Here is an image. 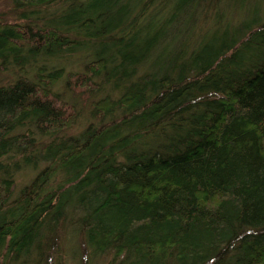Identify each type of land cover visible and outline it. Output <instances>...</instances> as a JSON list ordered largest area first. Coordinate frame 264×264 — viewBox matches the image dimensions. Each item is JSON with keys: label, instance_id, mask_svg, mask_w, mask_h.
I'll use <instances>...</instances> for the list:
<instances>
[{"label": "trees", "instance_id": "1", "mask_svg": "<svg viewBox=\"0 0 264 264\" xmlns=\"http://www.w3.org/2000/svg\"><path fill=\"white\" fill-rule=\"evenodd\" d=\"M4 1L0 264H264V0Z\"/></svg>", "mask_w": 264, "mask_h": 264}, {"label": "rangeland", "instance_id": "2", "mask_svg": "<svg viewBox=\"0 0 264 264\" xmlns=\"http://www.w3.org/2000/svg\"><path fill=\"white\" fill-rule=\"evenodd\" d=\"M4 5H5V1L4 0H0V7H2ZM21 181H23L22 183H24L26 181V178L25 177H22V180ZM21 181H18V183L21 182ZM66 264H69V263H66Z\"/></svg>", "mask_w": 264, "mask_h": 264}]
</instances>
